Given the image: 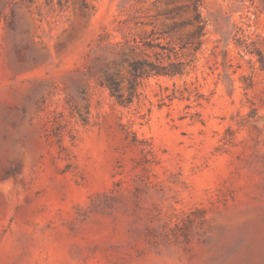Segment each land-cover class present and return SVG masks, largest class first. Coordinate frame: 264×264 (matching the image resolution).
<instances>
[{"label": "rangeland", "instance_id": "rangeland-1", "mask_svg": "<svg viewBox=\"0 0 264 264\" xmlns=\"http://www.w3.org/2000/svg\"><path fill=\"white\" fill-rule=\"evenodd\" d=\"M185 4L0 0V264H264V0H202L133 103L103 84Z\"/></svg>", "mask_w": 264, "mask_h": 264}, {"label": "trees", "instance_id": "trees-1", "mask_svg": "<svg viewBox=\"0 0 264 264\" xmlns=\"http://www.w3.org/2000/svg\"><path fill=\"white\" fill-rule=\"evenodd\" d=\"M165 4L187 1L185 5H174L162 10L159 15L171 23L157 36L153 30L148 36L134 43L126 42L133 59L128 63V78L123 81L114 73L107 72L103 84L111 95L121 104H131L138 96L140 80L150 76H183L195 60V54L201 50L206 35V22L200 12L202 0H161ZM185 11L189 17L181 19ZM190 31L183 33L186 28ZM176 38V42L173 39ZM167 40L166 43L163 41ZM154 52L155 60L145 55L140 49ZM179 47V48H178ZM158 51V52H157ZM187 51V54L183 52ZM190 57L191 60L187 58ZM129 57L125 58L128 61Z\"/></svg>", "mask_w": 264, "mask_h": 264}]
</instances>
